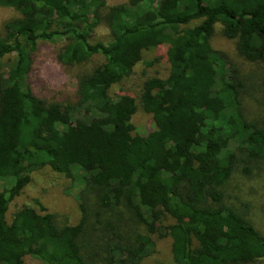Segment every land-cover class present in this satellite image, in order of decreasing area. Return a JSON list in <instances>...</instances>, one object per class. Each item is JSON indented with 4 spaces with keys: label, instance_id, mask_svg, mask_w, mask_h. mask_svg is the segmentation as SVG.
Listing matches in <instances>:
<instances>
[{
    "label": "trees",
    "instance_id": "16d2710c",
    "mask_svg": "<svg viewBox=\"0 0 264 264\" xmlns=\"http://www.w3.org/2000/svg\"><path fill=\"white\" fill-rule=\"evenodd\" d=\"M0 264H140L151 236L168 237L173 264H251L264 259V232L225 201L234 170L264 160V121L245 118L235 70L217 79L214 24L244 60L264 68V0H0ZM106 42L89 41L100 24ZM39 41L62 42L65 66L102 62L78 77L73 105L47 103L27 84ZM160 50L164 78L149 77L135 99L109 88ZM11 58L8 62L4 59ZM155 60V58L153 59ZM1 77V75H0ZM264 88V79L261 82ZM153 129L134 132L137 109ZM83 181L81 218L58 225L36 204L7 222L9 203L35 170ZM93 196L89 227L86 202ZM123 215L146 234L123 231ZM167 218L170 224H165Z\"/></svg>",
    "mask_w": 264,
    "mask_h": 264
},
{
    "label": "rangeland",
    "instance_id": "374dc122",
    "mask_svg": "<svg viewBox=\"0 0 264 264\" xmlns=\"http://www.w3.org/2000/svg\"><path fill=\"white\" fill-rule=\"evenodd\" d=\"M128 0H106V7L125 4ZM14 13L0 6V32L1 25L11 18ZM110 38L109 32L103 23H100L90 34L89 41L106 42ZM209 45L218 65L217 79L227 78L229 69L235 70L236 78L243 86L241 104L248 121H264V88L261 82L264 79V68L258 64L248 62L237 55L234 42L222 36L221 26L217 23L209 39ZM62 42L39 41L35 51L31 54V69L26 81L30 91L39 99L47 103L73 105L77 101L76 86L78 77L88 74L95 66L102 62L98 55L93 56L83 63L65 66L59 63L56 56ZM160 50H152L145 56L146 61H151L150 66L139 64L121 82L112 85L108 94L116 97L122 92L137 98L141 84L149 77L164 78L167 75V64L160 55ZM155 58V60H153ZM11 58L4 59L8 62ZM4 69L0 72V82ZM134 132L145 135L152 131L153 124L149 115L139 108L132 119ZM83 181L79 177L66 178L61 174L52 172L44 167L33 171L29 175V182L21 193L8 205L5 219L10 221L11 215L22 206L35 208L36 204L44 207L46 212L52 214L58 225L73 226L81 218V195ZM224 201L242 212L252 222L256 229L264 232V160L256 163L250 175L244 176L236 168L224 187ZM89 227L97 226V221L103 222L105 214L95 216L96 209L93 196L88 195L86 202ZM123 215L120 226L123 231L131 227L141 234H146L142 226H135L126 220ZM167 218L165 224H170ZM153 241L149 253L140 260V264H173L170 254L171 240L168 237L151 236ZM21 264H42L30 257H25ZM251 264H264V259L256 260Z\"/></svg>",
    "mask_w": 264,
    "mask_h": 264
}]
</instances>
